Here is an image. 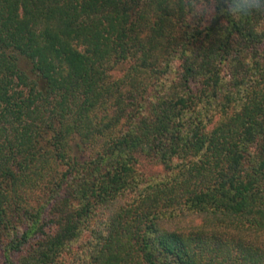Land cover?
Returning <instances> with one entry per match:
<instances>
[{
  "label": "trees",
  "instance_id": "1",
  "mask_svg": "<svg viewBox=\"0 0 264 264\" xmlns=\"http://www.w3.org/2000/svg\"><path fill=\"white\" fill-rule=\"evenodd\" d=\"M217 13L0 0V264H264V16Z\"/></svg>",
  "mask_w": 264,
  "mask_h": 264
},
{
  "label": "clouds",
  "instance_id": "2",
  "mask_svg": "<svg viewBox=\"0 0 264 264\" xmlns=\"http://www.w3.org/2000/svg\"><path fill=\"white\" fill-rule=\"evenodd\" d=\"M193 21L208 22L218 13L227 14L234 19L246 18L252 14L264 16V0H178Z\"/></svg>",
  "mask_w": 264,
  "mask_h": 264
},
{
  "label": "rangeland",
  "instance_id": "3",
  "mask_svg": "<svg viewBox=\"0 0 264 264\" xmlns=\"http://www.w3.org/2000/svg\"><path fill=\"white\" fill-rule=\"evenodd\" d=\"M171 68H172V71H171L172 73L170 74V76L173 75V72H175L177 70V62L176 61H174ZM141 162L142 163L139 164L138 166H139V168H141V171H143L144 174H146V175L157 173L160 170V167L157 165H154L152 163H146L145 160H141ZM193 222H197V219L195 218ZM71 250L72 251L77 250V248L75 247L74 244L72 245Z\"/></svg>",
  "mask_w": 264,
  "mask_h": 264
}]
</instances>
